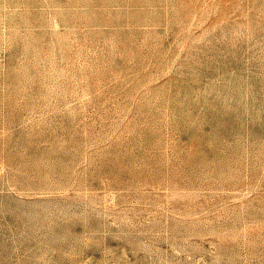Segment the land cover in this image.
<instances>
[{
    "label": "rangeland",
    "instance_id": "1",
    "mask_svg": "<svg viewBox=\"0 0 264 264\" xmlns=\"http://www.w3.org/2000/svg\"><path fill=\"white\" fill-rule=\"evenodd\" d=\"M0 264H264V0H0Z\"/></svg>",
    "mask_w": 264,
    "mask_h": 264
}]
</instances>
